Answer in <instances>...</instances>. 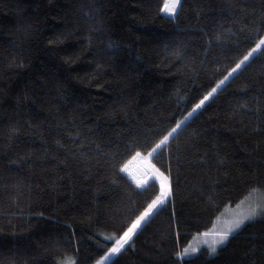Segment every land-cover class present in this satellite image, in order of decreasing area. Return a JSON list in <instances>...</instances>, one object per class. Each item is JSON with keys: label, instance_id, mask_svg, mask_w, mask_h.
<instances>
[{"label": "trees", "instance_id": "trees-1", "mask_svg": "<svg viewBox=\"0 0 264 264\" xmlns=\"http://www.w3.org/2000/svg\"><path fill=\"white\" fill-rule=\"evenodd\" d=\"M160 3L0 0V264H93L154 191L119 171L131 140L183 119L264 29L252 14L262 0H181L175 18ZM221 26L237 38L209 45ZM92 141L110 157L94 144L87 159L72 154ZM171 152L170 201L112 264H264V214L215 254L176 256L227 205L264 191V51L186 122ZM152 162L163 169L168 151Z\"/></svg>", "mask_w": 264, "mask_h": 264}, {"label": "snow or ice", "instance_id": "snow-or-ice-1", "mask_svg": "<svg viewBox=\"0 0 264 264\" xmlns=\"http://www.w3.org/2000/svg\"><path fill=\"white\" fill-rule=\"evenodd\" d=\"M181 8V0H161L158 6L159 12L168 15L170 18H175ZM228 8L230 11H235V8L231 5H229ZM240 12L247 14L248 9L242 7L240 8ZM252 14L253 16L259 15L260 23L264 24V0H262L259 12L253 8ZM234 23H238V21ZM210 35L212 38L208 40L209 45L214 41L222 44L225 41L231 42L237 38L236 34L231 32V29H224L222 26ZM246 39L252 42L254 46L247 49L241 57L235 61L234 67L226 69L227 74L223 75V78L216 82L215 86L211 87L202 98L192 105L191 110L187 112L183 119L174 120L172 125L159 129L155 133V138H145L143 142L132 139L130 145L126 147L124 154L125 158L118 164L119 171L126 174L138 188L147 190L149 187L155 186L154 191L141 207L131 211L127 221L122 224L118 230L106 238L110 246L109 243H106L102 247V254L92 258L93 264H112L113 257L119 256L125 252L129 246H134L131 245L133 237L142 230L155 213L161 210L170 201L173 194L171 142L178 138L180 131L186 126V122L189 118L198 110L202 109L206 101L212 98L214 94L217 93L218 89H221V87L229 81V78L233 77V74L237 73L242 66L250 62V59L256 52L264 51V29L256 31L254 40H252L251 37H246ZM109 46L111 47L112 45ZM174 54L179 56L180 49L177 48ZM244 106L246 107V105ZM81 140H83L82 135ZM57 143L60 142L57 141ZM93 144L95 145V154L104 155L106 159L110 157V154L104 153L100 144L95 141L90 142L88 146H85L83 143L79 144L77 148L72 150V154L75 155L78 151L82 157L87 159ZM106 147H111V144L106 145ZM177 147L179 148V146ZM166 150L169 154V162L162 169L161 167H157L152 161L157 155ZM137 162L142 163L140 166H136ZM243 203L244 202L241 201V204ZM261 214H264V204H249L245 210L241 211L230 220L220 222V218L217 217V223L213 224L210 230L203 233L197 232L196 237H203V244L207 245L209 253L215 254L220 249V246L225 245L229 241L233 233L242 229L246 222L255 219ZM179 240L180 234L177 231V244H179ZM199 251V247H193L191 244H188L187 246H182L180 250L176 252V256L178 258H183L194 255ZM60 264H75V261H60Z\"/></svg>", "mask_w": 264, "mask_h": 264}, {"label": "rangeland", "instance_id": "rangeland-1", "mask_svg": "<svg viewBox=\"0 0 264 264\" xmlns=\"http://www.w3.org/2000/svg\"><path fill=\"white\" fill-rule=\"evenodd\" d=\"M231 78V77H230ZM230 78H229V80H230ZM228 82V81H227ZM226 82V83H227ZM225 83V84H226ZM223 87V86H222ZM221 87V88H222ZM220 89H218V91H219ZM217 91V92H218ZM216 94H214V96H215ZM213 96V97H214ZM212 97V98H213ZM211 99V98H210ZM209 99V100H210ZM208 100V101H209ZM208 101H206V103L208 102ZM205 103V104H206ZM199 111V110H198ZM197 111V112H198ZM196 112V113H197ZM196 113H194L193 114V116L196 114ZM192 116V117H193ZM191 117V118H192ZM191 118H189V120L191 119ZM188 120V121H189ZM187 121V122H188ZM141 163L142 162H137V165L136 166H140L141 165ZM241 201H243L244 203L243 204H241ZM255 203H261V204H264V191L263 190H258V189H256V190H253L252 192H250L247 196H245L242 200H240L239 202H237L236 204H230V205H227L220 213H219V215L217 216V217H219L220 218V222H224V221H227V220H230V219H232L235 215H237L238 213H240L241 211H243V210H245L247 207H248V205L249 204H255ZM238 205H239V207H238ZM259 216V215H258ZM217 217H216V219H215V221H214V223L213 224H215V223H217ZM247 223V222H246ZM213 226V225H212ZM212 226L209 228V229H207V230H205V231H208V230H210L211 228H212ZM205 231H203V232H205ZM203 232H201V233H203ZM234 234V233H233ZM203 237H196V234L191 238V240L189 241V243L188 244H191L193 247H199L200 248V250L203 248V247H207V245H204L203 244ZM187 244V245H188ZM186 245V246H187ZM197 254V253H196ZM195 255V254H194ZM194 255H191V256H194ZM191 256H186V257H191Z\"/></svg>", "mask_w": 264, "mask_h": 264}]
</instances>
